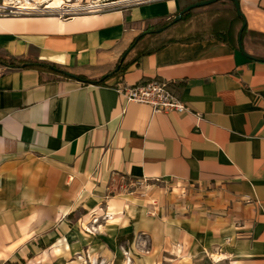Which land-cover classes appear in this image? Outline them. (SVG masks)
<instances>
[{
  "label": "crops",
  "instance_id": "0c3cea01",
  "mask_svg": "<svg viewBox=\"0 0 264 264\" xmlns=\"http://www.w3.org/2000/svg\"><path fill=\"white\" fill-rule=\"evenodd\" d=\"M181 2L68 19L0 16V57L103 78L120 57L135 56L129 47L145 26L173 20ZM238 2L247 39L264 41V0ZM229 6L195 8L145 35V49L171 41L101 85L41 81L33 69L0 64V264L69 261L71 237L80 236L76 211L101 201L118 177L175 183L193 203L135 223L156 264H264V61L247 40L241 51L212 36L231 21ZM242 24H233L236 41ZM149 81L165 83L188 112L153 113L117 93L120 84ZM125 212L115 198L105 210L96 204L83 216L86 233L90 215L95 225L103 214L125 220Z\"/></svg>",
  "mask_w": 264,
  "mask_h": 264
},
{
  "label": "rangeland",
  "instance_id": "374dc122",
  "mask_svg": "<svg viewBox=\"0 0 264 264\" xmlns=\"http://www.w3.org/2000/svg\"><path fill=\"white\" fill-rule=\"evenodd\" d=\"M149 1L153 0H0V16L28 15L68 19L80 14ZM198 1L202 0H182L181 7ZM19 6L32 9H15ZM147 29L145 26L143 31ZM85 79L93 81L100 78ZM109 198L122 203L126 219L109 220L108 215L103 214L98 218V223L92 225L97 219L90 215L88 219L93 234L86 233L85 227L88 225L83 226V216L89 214L96 204L105 210ZM85 203L75 213L74 220H77L76 229L80 236L71 237L74 246L69 250L70 260L64 264H156L155 256L149 253L148 237L135 230V223L140 217L154 219L161 213L174 211L177 214L193 207L185 187L169 181H133L123 177L110 181L101 201Z\"/></svg>",
  "mask_w": 264,
  "mask_h": 264
},
{
  "label": "trees",
  "instance_id": "16d2710c",
  "mask_svg": "<svg viewBox=\"0 0 264 264\" xmlns=\"http://www.w3.org/2000/svg\"><path fill=\"white\" fill-rule=\"evenodd\" d=\"M225 1V0H223ZM230 3V6L228 8V11L231 15V21L228 22V25L223 28L222 30H215L211 31L212 36L215 38L219 39L222 42H226L230 44L231 46L237 47V41L235 38V33L233 31V24L238 23L242 24V19L236 14V10L234 8L233 3L230 0H227ZM193 9L188 11L187 13L183 14L180 18L179 21L175 23L180 24L187 19H189ZM172 22V19L164 20L161 19L158 23L148 26L147 31H145L143 36H140L139 38L135 39L132 44L130 45V49H136L135 56L130 59L126 60V56L124 58L120 57L115 68H117L116 71H111L109 76H105L103 78H100L98 80H93L89 81L85 79L83 76H75V77H69L65 75V71L62 70L60 67L53 63H48V62H36L32 60H24L16 57H9V58H2L0 57V64L6 67H11V68H23V69H33L38 72L39 78L42 81L43 76L47 77H53L52 80L54 79H75L84 83H89V84H95V85H101L104 84L107 80H109L111 77L123 74L125 71L131 66L133 63H136L137 60L145 55L151 54L155 52L156 50L162 48L165 46L167 42H170L171 40L169 39L168 41H163L157 48L155 49H145L139 47V43L143 41V38L145 35H147L149 38H153L157 36L158 30L167 27L170 23ZM246 27L243 29L242 36H241V45H243L244 40L248 41V44L250 46V49L253 52V58L256 60L264 61V41L262 40H256V39H251L248 40L246 37ZM5 264H22V261L20 263L18 262H7Z\"/></svg>",
  "mask_w": 264,
  "mask_h": 264
},
{
  "label": "built area",
  "instance_id": "2783aa9c",
  "mask_svg": "<svg viewBox=\"0 0 264 264\" xmlns=\"http://www.w3.org/2000/svg\"><path fill=\"white\" fill-rule=\"evenodd\" d=\"M117 93L127 102L149 105L153 113L188 112L185 105L168 90L167 85L163 82L120 84Z\"/></svg>",
  "mask_w": 264,
  "mask_h": 264
},
{
  "label": "water",
  "instance_id": "95a60500",
  "mask_svg": "<svg viewBox=\"0 0 264 264\" xmlns=\"http://www.w3.org/2000/svg\"><path fill=\"white\" fill-rule=\"evenodd\" d=\"M218 1H221V0H202V1H198L196 3H192V4H189L187 5L186 7H184L181 11H179V13L174 17V19L172 20V22L168 25V26H171L173 24H175L177 21L180 20L181 16L185 13H187L188 11L192 10V9H195V8H200V7H204V6H208V5H211L213 3H216ZM233 5H234V8L236 10V14L242 19L243 21V24L238 32V35H237V43L239 45V48L240 50L242 51V45H241V36H242V32H243V29L246 27V23H245V19L243 17V14L241 13L240 11V6H239V2L238 0H230ZM162 29L158 30V32H160ZM125 55L122 56V58H124ZM248 57V56H246ZM250 58V57H248ZM117 68H115L114 71H116ZM65 75L69 76V77H74L73 75L71 74H68V73H64Z\"/></svg>",
  "mask_w": 264,
  "mask_h": 264
},
{
  "label": "bare ground",
  "instance_id": "6f19581e",
  "mask_svg": "<svg viewBox=\"0 0 264 264\" xmlns=\"http://www.w3.org/2000/svg\"><path fill=\"white\" fill-rule=\"evenodd\" d=\"M30 6V5H29ZM33 7V6H32ZM15 9H27V10H31L32 8L30 7H24V6H19L18 8H15ZM35 9V8H34Z\"/></svg>",
  "mask_w": 264,
  "mask_h": 264
}]
</instances>
